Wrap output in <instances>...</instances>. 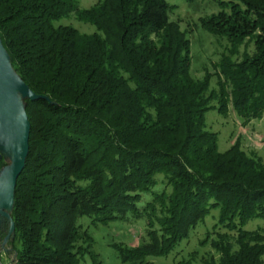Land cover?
Instances as JSON below:
<instances>
[{
	"label": "trees",
	"instance_id": "1",
	"mask_svg": "<svg viewBox=\"0 0 264 264\" xmlns=\"http://www.w3.org/2000/svg\"><path fill=\"white\" fill-rule=\"evenodd\" d=\"M173 9L169 0H100L79 12L97 28L85 34L55 24L77 12L79 0H0L13 68L44 96L27 101L32 127L12 211L14 264H80L86 254L100 264L84 216L145 220L141 245L116 248L123 262L154 264L149 256L169 255L216 209L202 241L214 252L201 263L264 264V227L244 228L264 219V160L239 141L220 151L206 123L213 100L220 113L232 105L244 123L264 115V0L220 2L202 20L230 44L212 90V75L191 74V41L171 20Z\"/></svg>",
	"mask_w": 264,
	"mask_h": 264
},
{
	"label": "rangeland",
	"instance_id": "2",
	"mask_svg": "<svg viewBox=\"0 0 264 264\" xmlns=\"http://www.w3.org/2000/svg\"><path fill=\"white\" fill-rule=\"evenodd\" d=\"M231 0H169L174 6L170 12L172 21L179 24L181 30L191 41V74L194 79H203L204 76L212 75L211 90L217 89V65L222 55L228 53L229 42L225 38H218L202 27V20L220 11V2ZM100 0H79V10L55 21L58 25H72L81 33L92 34L97 31L95 25L79 18V12L88 10L97 5ZM245 45L240 47V55L245 51ZM254 44L247 47L252 52ZM26 100V104H27ZM212 108L206 113L207 129L218 134L220 151L228 150L239 141L243 150L249 154L260 156L264 160V115L261 119H253L244 123L243 118L237 114L232 105H229L226 113H220L217 109L216 100L211 102ZM5 165L8 158L2 160ZM1 161V162H2ZM3 165V166H5ZM3 166H0L2 168ZM162 187V185H161ZM146 199H150L147 195ZM219 210H213L206 220L190 232L188 238L183 240L167 256H149L147 261L154 264H177L182 259L191 256L195 258L192 264H202L201 258L214 252L210 243L202 244L208 232L213 231ZM5 223V222H4ZM3 223V225H4ZM83 228L88 229L93 238V251L98 255L100 264H137L133 261L123 262L116 246L125 244L129 247L139 246L147 239V223L145 220H111L108 223H93L90 217L84 216L79 220ZM8 227L9 223L7 222ZM0 236V264H14V253L11 251L10 242L3 245L7 234ZM264 227V219H254L247 223L244 228L254 230ZM80 264H93L92 258L86 254Z\"/></svg>",
	"mask_w": 264,
	"mask_h": 264
},
{
	"label": "water",
	"instance_id": "3",
	"mask_svg": "<svg viewBox=\"0 0 264 264\" xmlns=\"http://www.w3.org/2000/svg\"><path fill=\"white\" fill-rule=\"evenodd\" d=\"M43 97L15 71L0 36V162L4 158L9 159V163L0 168V228L4 222L9 223L4 246L15 235L12 211L16 187L30 151L32 126L26 100L35 101Z\"/></svg>",
	"mask_w": 264,
	"mask_h": 264
}]
</instances>
